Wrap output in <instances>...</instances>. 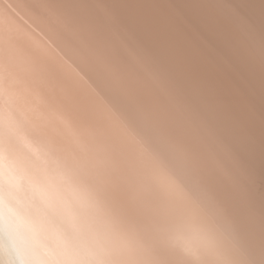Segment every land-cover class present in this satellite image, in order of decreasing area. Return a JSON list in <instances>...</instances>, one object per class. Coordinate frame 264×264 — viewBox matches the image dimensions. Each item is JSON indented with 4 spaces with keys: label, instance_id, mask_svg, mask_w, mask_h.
<instances>
[{
    "label": "bare ground",
    "instance_id": "bare-ground-1",
    "mask_svg": "<svg viewBox=\"0 0 264 264\" xmlns=\"http://www.w3.org/2000/svg\"><path fill=\"white\" fill-rule=\"evenodd\" d=\"M0 153L81 264H264V0H0Z\"/></svg>",
    "mask_w": 264,
    "mask_h": 264
},
{
    "label": "clouds",
    "instance_id": "clouds-1",
    "mask_svg": "<svg viewBox=\"0 0 264 264\" xmlns=\"http://www.w3.org/2000/svg\"><path fill=\"white\" fill-rule=\"evenodd\" d=\"M35 187L5 154L0 153V264H81L69 257L62 225H81L76 212L66 213L54 198H43L48 211L26 205L22 185Z\"/></svg>",
    "mask_w": 264,
    "mask_h": 264
}]
</instances>
